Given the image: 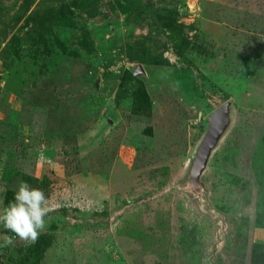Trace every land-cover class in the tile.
<instances>
[{
    "label": "rangeland",
    "instance_id": "374dc122",
    "mask_svg": "<svg viewBox=\"0 0 264 264\" xmlns=\"http://www.w3.org/2000/svg\"><path fill=\"white\" fill-rule=\"evenodd\" d=\"M19 180L52 211L0 264H264V0H0V210Z\"/></svg>",
    "mask_w": 264,
    "mask_h": 264
},
{
    "label": "clouds",
    "instance_id": "9594fccd",
    "mask_svg": "<svg viewBox=\"0 0 264 264\" xmlns=\"http://www.w3.org/2000/svg\"><path fill=\"white\" fill-rule=\"evenodd\" d=\"M50 211L44 191L19 180L13 200L0 210V226L13 234L5 236L0 247L17 242L35 244L46 228L45 217Z\"/></svg>",
    "mask_w": 264,
    "mask_h": 264
},
{
    "label": "water",
    "instance_id": "95a60500",
    "mask_svg": "<svg viewBox=\"0 0 264 264\" xmlns=\"http://www.w3.org/2000/svg\"><path fill=\"white\" fill-rule=\"evenodd\" d=\"M228 106V103H224L223 105L218 107L211 115L209 131L201 145V154L204 159L208 156L210 148L217 140L223 126L226 123V111L228 109Z\"/></svg>",
    "mask_w": 264,
    "mask_h": 264
}]
</instances>
